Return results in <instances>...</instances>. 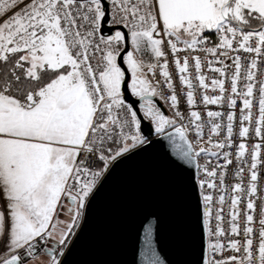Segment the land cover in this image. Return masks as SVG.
<instances>
[{
  "label": "snow or ice",
  "instance_id": "obj_1",
  "mask_svg": "<svg viewBox=\"0 0 264 264\" xmlns=\"http://www.w3.org/2000/svg\"><path fill=\"white\" fill-rule=\"evenodd\" d=\"M164 142L176 258L153 212L98 264H264V0H0V264H72L113 174Z\"/></svg>",
  "mask_w": 264,
  "mask_h": 264
},
{
  "label": "water",
  "instance_id": "obj_2",
  "mask_svg": "<svg viewBox=\"0 0 264 264\" xmlns=\"http://www.w3.org/2000/svg\"><path fill=\"white\" fill-rule=\"evenodd\" d=\"M173 161L181 163L164 142L163 147L155 145L113 174L97 199L85 237L70 258L72 264L130 259L137 229L142 231L141 225L149 220L155 227V217L149 216L153 212L161 217L160 246L176 258V240L187 227L188 209L176 200L178 170Z\"/></svg>",
  "mask_w": 264,
  "mask_h": 264
},
{
  "label": "built area",
  "instance_id": "obj_3",
  "mask_svg": "<svg viewBox=\"0 0 264 264\" xmlns=\"http://www.w3.org/2000/svg\"><path fill=\"white\" fill-rule=\"evenodd\" d=\"M231 168V166H229Z\"/></svg>",
  "mask_w": 264,
  "mask_h": 264
}]
</instances>
